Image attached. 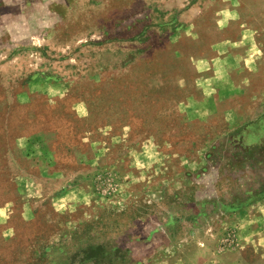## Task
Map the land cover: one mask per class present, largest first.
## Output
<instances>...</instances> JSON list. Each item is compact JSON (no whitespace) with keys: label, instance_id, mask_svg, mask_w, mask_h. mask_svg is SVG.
<instances>
[{"label":"rangeland","instance_id":"obj_1","mask_svg":"<svg viewBox=\"0 0 264 264\" xmlns=\"http://www.w3.org/2000/svg\"><path fill=\"white\" fill-rule=\"evenodd\" d=\"M228 5L0 0V264H264V118L200 112L185 60Z\"/></svg>","mask_w":264,"mask_h":264},{"label":"crops","instance_id":"obj_2","mask_svg":"<svg viewBox=\"0 0 264 264\" xmlns=\"http://www.w3.org/2000/svg\"><path fill=\"white\" fill-rule=\"evenodd\" d=\"M230 2L216 13L209 52L185 60L197 76L200 112L225 117L229 130L249 132L264 118V29L248 20L236 0ZM8 218L9 210L0 208V222Z\"/></svg>","mask_w":264,"mask_h":264}]
</instances>
